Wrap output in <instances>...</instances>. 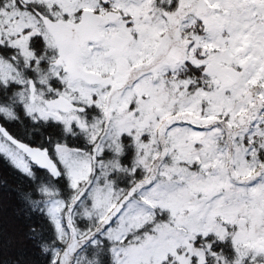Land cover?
<instances>
[{
    "label": "snow or ice",
    "instance_id": "6c2138e0",
    "mask_svg": "<svg viewBox=\"0 0 264 264\" xmlns=\"http://www.w3.org/2000/svg\"><path fill=\"white\" fill-rule=\"evenodd\" d=\"M0 157V264H264V0H0Z\"/></svg>",
    "mask_w": 264,
    "mask_h": 264
},
{
    "label": "trees",
    "instance_id": "16d2710c",
    "mask_svg": "<svg viewBox=\"0 0 264 264\" xmlns=\"http://www.w3.org/2000/svg\"><path fill=\"white\" fill-rule=\"evenodd\" d=\"M21 182V175L0 157V221L8 232L17 238V242L12 247L0 251V260L5 262H10L20 255L29 258L34 256L30 243L23 240L25 221L15 215L18 201L14 189Z\"/></svg>",
    "mask_w": 264,
    "mask_h": 264
}]
</instances>
